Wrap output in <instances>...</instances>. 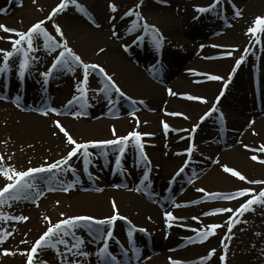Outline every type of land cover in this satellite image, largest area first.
Here are the masks:
<instances>
[{
  "label": "bare ground",
  "instance_id": "1",
  "mask_svg": "<svg viewBox=\"0 0 264 264\" xmlns=\"http://www.w3.org/2000/svg\"><path fill=\"white\" fill-rule=\"evenodd\" d=\"M241 1L243 11L256 17L263 16L264 0ZM6 2L4 0V4ZM58 2L59 0L55 3L52 0H43V6L51 8ZM223 2H227L230 7L232 0H223ZM157 3L161 5L158 9L165 28L163 39L165 45H163L166 50L170 49L167 60L160 56L150 60V53L140 54V51L126 47L124 34H121V38L119 37L117 41L100 34L102 35L100 38H81L68 45L84 62L103 67L125 93L127 97L125 100L118 96V102L114 104L111 93L108 96L100 93L102 97L96 95L93 98L89 92L90 95L86 97L83 107L79 101L65 107L73 95L79 96L77 87L69 84L70 79H73L77 86L79 80L74 75L71 76L70 70L58 68L49 75L51 86L50 83H46L48 91L51 89L57 95V104L61 112L52 115L41 109L42 100L48 98V94L44 92L42 70L37 77L25 72L23 76H19V70L16 69L0 73L2 162L6 167L11 166L17 171H24L29 167H41L52 163L64 156L70 146L53 121H59L78 142L113 139V128L117 136H124L132 130L150 133L151 135L141 137L143 151L148 157L147 165L139 158L132 144L127 146L119 164L115 161L114 146L90 147L88 151L92 156L87 165L83 163L81 156L72 158L73 175L67 170L54 169L51 173L34 174L29 182L39 184L54 180L60 183L64 180L71 185L66 193L65 212L68 215L66 217L92 216L98 219L108 217L113 213L114 201L119 215L127 218L118 219L113 225L110 250L116 257V264H170L169 258L180 260L183 264H192L194 261L200 264V254L204 252L207 255L213 248L216 249V253L203 264H220L221 253L225 254V264H264V239L247 237L242 227L241 230L244 231H240L241 233L237 235L234 221L229 232L228 217L225 213L207 216L202 212L204 206L211 209L226 207L235 210L247 197L235 200L214 198L212 203L209 201L213 198H209L200 205L196 203L184 205L191 199L206 196L205 193H231L239 188H253L258 192L264 187V185H252L241 181L223 171V167L227 166L239 171L249 180H264V164L250 158L256 155L258 160H264V151H258L264 147V44L260 42L257 44L251 33L244 32L243 22L238 16L216 24L210 19L200 21L197 16L187 15L186 6H192L188 3L182 4L178 0H161V3L157 0ZM83 8L87 15L75 8L71 9L72 14L67 20L69 28L79 33L84 30L80 23L83 20L81 17L89 21L93 19L86 6L83 5ZM134 11H139L144 19L128 17L124 20L127 25H130L131 20H136L141 27L146 23L156 28V23L149 21L152 17L149 7ZM96 14L99 16L98 13ZM5 20L8 19L1 17L0 23ZM12 21V19L8 20V22ZM99 27L104 29L106 25L100 21ZM182 27L186 29L183 30ZM257 35H264V30L257 32ZM186 36L192 39L209 38L203 43L200 42L204 48L210 50L211 44H215L217 48L228 49L224 53L232 54L228 58L226 55L210 59L209 55L204 53L206 50L199 53L198 49H193L192 42ZM0 37L15 38L13 33H5L2 30ZM98 43L101 44L97 45ZM0 48L10 49L11 45L7 39H0ZM245 48L250 51L244 53ZM256 49L260 51L257 59L254 56ZM241 54L245 55V59L233 72L235 61ZM54 57L46 60L45 70ZM14 62L19 64V57L14 58ZM253 64L258 66L255 68ZM197 72L204 75H218L228 80L223 95L216 103V110L202 122H199V117L212 107L221 89L218 88L219 80H205V78L201 80L200 76L194 74ZM230 72L232 75L229 80ZM92 73L88 76L87 91L92 90L96 84L103 86V78L100 74ZM173 75L176 77L167 84L160 83ZM152 76L159 83L153 80ZM224 80L220 82L224 84ZM253 80H257L256 94L247 95L248 83ZM8 83L12 86L10 90L4 87V84ZM55 83L57 90H54L56 86L53 87ZM169 90L176 95H170ZM185 94L203 97L207 102L189 100L185 98ZM126 100L134 109H130L126 115L119 117L115 115L116 117L111 118L108 114H113L110 113L112 111L118 114V107ZM133 100L136 101L135 105L132 104ZM144 107L148 111L143 109ZM80 110H83L84 116L72 114ZM45 112L47 114H44ZM171 113L183 115H171ZM206 121L208 125L204 127ZM162 122L169 125L167 131ZM185 122L187 124H184ZM196 124L204 127L201 133L206 132V139H199L197 133L191 132L193 125ZM176 130L180 132L177 134ZM214 132H218L219 137L216 138ZM181 135L186 138L179 140ZM189 143L192 144L193 150L189 154L185 152L179 163V156L175 155L177 150L172 146L186 145L187 148ZM226 145L230 146L226 147ZM102 152L106 154L101 155ZM186 154L189 155L188 165L185 163ZM176 163L178 165L174 168ZM185 164L187 166L183 168L182 165ZM145 171L148 173L147 179L144 178ZM175 173L177 174L174 175ZM116 177L117 180L113 181L112 179ZM172 177L173 184L168 192ZM181 178L186 179L187 184L179 182ZM190 179H193V183H190ZM5 183H8L6 179L0 177V187ZM142 186L148 192L140 196L136 191ZM37 188L40 190V187ZM29 191L33 193L32 189ZM11 201L13 206L19 208V204H27L28 200ZM262 208L259 204H254L252 210L245 212V214L252 213L246 221L251 232L254 228L264 231ZM17 212L28 217L26 221H18L17 224L15 235L17 254L3 259L0 264H25L26 256L20 255V251L30 249L34 240L43 233V229H39L40 217L34 209L25 206ZM165 212H172L174 217L179 218L169 221L171 227L165 224ZM190 214L194 215L195 219L192 216L193 221L183 222L184 217ZM209 224H218L221 227L215 230L214 235L208 236L201 242L202 238L198 237V233L200 230H207ZM141 228L145 231H139ZM79 230L85 235L81 236L84 240L82 249L89 253L88 256L79 258L80 263L102 264L96 255L102 241L93 242V239L90 240L91 237L86 238L87 230ZM226 233L230 239L226 238ZM222 240L228 245L226 249L221 247ZM251 243L253 248L249 249ZM178 246L181 248L176 250ZM120 250L126 252L124 256L119 253ZM134 251H136L135 256ZM34 264H51L44 253V248L39 249L35 255Z\"/></svg>",
  "mask_w": 264,
  "mask_h": 264
},
{
  "label": "snow or ice",
  "instance_id": "2",
  "mask_svg": "<svg viewBox=\"0 0 264 264\" xmlns=\"http://www.w3.org/2000/svg\"><path fill=\"white\" fill-rule=\"evenodd\" d=\"M142 2V0H141ZM35 3V0H33ZM219 0H213V3L207 7H196V11L203 13L210 11L211 9L215 8ZM69 5L74 6L77 11L81 12L84 15H87L85 9L82 5L78 4L77 0H59V2L51 8V11L48 13L45 19H52L53 16L58 14L59 12L64 11ZM110 11L116 12L117 7L114 3H109L108 5ZM140 3L134 5L135 9H139ZM3 9H0L2 12ZM135 16L138 17L140 20L144 18L141 16L139 11H135ZM124 16L131 18L133 15V8L127 9ZM236 15L239 16L240 12L237 11ZM44 20H38L33 23L31 26L27 28L25 31H18L16 29L9 28L3 24H0V30L5 33H13L14 37H0V39H7L11 45L10 49L0 48V73H7L10 67V63L14 64V58H19L18 64V75L23 76L25 69L29 67V54L34 49V41L38 38H42L44 42L45 49L49 50H57V55L52 60V63L49 65L47 70L41 73V76L47 79V77L53 73L56 69H67L70 71H74V65H79L82 69V76L79 80L78 86L76 91L79 93V96L73 95L72 98L67 102L65 107H69L73 104V102L79 101L81 102V107H83L85 101V94H86V84L88 81V76L91 71H97L100 76L103 78L102 84L103 87L99 89L101 93L105 96H108L110 93H114L115 95L124 97L125 93L120 89V87L115 83L111 76L107 74L105 69L97 64H91L84 62L81 57L76 54L71 48L68 47L67 43L64 42L63 32L59 25L54 24L53 27L55 29L56 35L60 38L57 40L52 35H50L46 29L43 27ZM139 25L137 24L136 20H131V23L127 29L129 33L136 30ZM264 30V16H257L253 19L252 24L247 29V33H251L253 38L257 43H259V36L257 32ZM143 31L145 33L151 32L152 34V43L156 49H159L160 42L162 37L159 36L158 30L155 26L144 24ZM113 35H116V32H113ZM141 37L139 35L136 36V40H140ZM250 49L245 48L244 53L249 52ZM231 52H226L224 55L230 56ZM245 59V55L241 54L238 59L235 61V65L233 66V72L236 69V66H239L241 62ZM207 79L209 80H224L223 77L218 75H211L206 74ZM232 73H229V80L231 79ZM228 80H224V84L226 85ZM224 89L223 87L220 90V94L216 97V101L213 102L212 107L205 112L202 116L199 117L201 121H203L206 117L210 115V113L216 110V103L219 101L221 95H223ZM170 95H176V93L171 92L169 90ZM185 98L189 100H200L202 103H206V99L203 97H197L192 95L185 94ZM111 102V101H109ZM142 103V101H141ZM132 104L135 105L136 101H132ZM48 111L56 112L55 108H51ZM44 114H47L45 112ZM73 115H78L79 113H72ZM171 115H183L182 113H171ZM56 128L59 129L61 133L66 137L67 144L70 146L67 153L62 156L59 160L53 161L52 163H47L41 167H29L24 171H17L11 166H4L3 158L0 157V177H4L8 183H5L3 187H0V205L5 204L7 201L10 200H19V199H28L31 196L30 189H34L35 185L30 183V179L33 177L34 174L37 173H51L52 170L57 171H71V160L73 157L81 156L83 159V163L87 165L90 161L89 158L92 156V153L88 151L90 147L96 148H104L107 146H114V150L118 152L120 155H117L115 161L117 164L121 161V156L126 152V148L129 144H132L137 151L139 158L145 162L147 165L148 157L143 151V144L141 142V137L143 135H151L150 133H140L136 130H132L128 132L124 136H117L115 129H112L113 139H105V140H89L84 142H78L75 140L68 131L61 125L59 121H53ZM164 129L167 131L169 125L165 122H162ZM196 125H193L191 132L196 131ZM191 136V133H189ZM247 147V146H245ZM193 150V146L189 143L188 147L185 149L186 153H191ZM255 151V150H254ZM258 151H264V147L258 149ZM106 153H101V155H105ZM253 161H258L261 164H264V160H258L256 155H252L250 157ZM189 161L186 160L185 163ZM183 169H180L182 171ZM223 171L226 173H230L233 177L238 178L241 181H246L252 185H264V180H249L247 177L242 175L239 171H236L230 167L224 166ZM148 173L145 171L144 178L147 179ZM68 187H65L63 190L67 191ZM197 191L203 192V189H197ZM43 193H38L37 198L39 195ZM208 198H220L224 200H235L238 198L247 197L243 203H240L238 207L233 210L232 208L226 207H217L213 209L211 212L204 213V215H216L222 213H230L231 215L228 216L227 219V227L228 231L230 232L233 226V219L236 218L238 221L239 215H242L246 211L252 210V205L254 204H264V187H261L258 192H256L253 188H239L234 192L231 193H205ZM112 209L113 213L111 216L104 217V218H95L92 216H69L63 219L58 220L56 223L49 222L47 228L43 233L32 243L30 249L26 251H20V255L26 256L25 264H34V257L38 253L39 249L41 248H57L58 245H63L65 252L70 253L73 257L81 256L86 257L89 255L86 251H81V246L84 244V240L76 235V230L85 229L87 230L89 236L92 237L93 240L102 241L101 245L98 247V251L96 252L97 257L102 261V264H115L116 257L112 255V253L108 249V241L113 235V225L114 222L119 220H126V217L120 216L115 202H112ZM63 216V213H61ZM165 224L171 227L169 221L173 219H179L173 216L172 212H165ZM0 219L3 220H16V221H26L28 219L27 216H7L4 213H0ZM47 221L49 220L48 217H44ZM195 219V217H194ZM107 226V227H103ZM221 227L218 224H209L207 225V231H199L198 237L203 239H207L208 236L214 235L215 230ZM139 231L143 232L144 229H139ZM195 231V230H194ZM11 232H6L4 229L0 228V244H2L9 236H11ZM71 236L72 242L69 246V241L65 239V237ZM129 236H131V232H129ZM226 238L227 233L225 234ZM21 243H26V241H21ZM221 247L226 249L228 245L224 243V240L221 241ZM75 250V251H74ZM216 253V249H210L206 256H201L199 258L200 264L206 259H210ZM0 254L3 255H11L14 254L7 249L0 250ZM58 255H63L58 253ZM133 255H136V251L133 252ZM225 254L221 253L219 255L220 264H225ZM67 258L65 257V260ZM170 259V264H183L180 260ZM67 264H79L76 259H72L71 261H67Z\"/></svg>",
  "mask_w": 264,
  "mask_h": 264
},
{
  "label": "rangeland",
  "instance_id": "3",
  "mask_svg": "<svg viewBox=\"0 0 264 264\" xmlns=\"http://www.w3.org/2000/svg\"><path fill=\"white\" fill-rule=\"evenodd\" d=\"M6 1L7 2L5 4H4V0H2L0 2V9H3V11L0 12V18L4 17L8 20L12 19L13 21L8 22V20H5V22L2 21L0 24H3V25H5L9 28H12V29H16L18 31H25V30H27V28L29 26H31L36 21L44 20L45 22H44L43 27L46 29V31L50 35H52L57 40H59L60 38L56 35L53 25L54 24L59 25V27L61 28V30L63 32L64 42H66L67 45H71V43H74V42L80 40L81 38L97 39V38L102 37V35H100V34H103L104 37L107 36V37L113 38L117 41V40H119V37L121 36V34L122 35L124 34L123 35L124 38L126 35V40L124 42L125 46L133 48L135 51H140L139 52L140 54H141V52L150 53V60L157 59L159 56H160V58L164 57V59L167 60L168 53L170 52V49L166 50V47H164L165 44L163 43V39L165 36V33H164L165 28H164L163 22L160 18V11L158 9V7L161 5H158L159 3H157V0H150V1L142 0V2H141V0H77V2L80 5L86 6V9L89 11V13L91 14V16L93 18L92 21H89L86 18L84 19L81 17V19H83V20H81L80 23H82L83 29H84L82 33L75 32L74 30H71L69 28V23L67 20H68L69 16L72 14L71 9H75V7L72 5H69L64 11L59 12L58 14L53 16L52 19L49 20V19H45V18L47 17L48 13L51 11L52 7L51 8H49V7L45 8L43 6V0H35V3H33V0H6ZM56 1H58V0H52L53 3H55ZM178 1L182 2V4L188 3L189 5H192V6H186L187 15L197 16L200 21L210 19L211 21H213L216 24H218L219 22L221 23V22H225V21L232 20V19L236 18V16H237L236 12L239 11L240 15L238 16V18H241V21L243 22L245 33H247L248 27L251 26L253 19L256 17L253 14H249V13L243 11V9H242V7H243L242 3L243 2L241 0H232V2H230V7H229L227 2H223V0H219V3L217 4V6L215 8L211 9L210 11L203 12V13L197 12L196 7L197 6L207 7L213 3V0H178ZM188 1H190V2H188ZM158 2L161 3V0L160 1L158 0ZM109 3H114L116 5V7H117L116 12L110 11V9L108 7ZM137 3H140L139 9L142 10L145 7H149L151 10L150 14L152 15V17H150L149 21L153 24L156 23V29L159 32V36L162 37L159 49H156L152 43L151 32L145 33L143 31V27H141L140 24H138L139 26L136 28L135 31H133L131 33H129L127 31L129 25H127L124 20H126L128 17L124 16L123 14L127 9L133 8V15L132 16L136 17L134 14L135 13L134 10H136L134 8V5H136ZM231 6H232V8H231ZM161 8H163V7H161ZM96 13H98L99 16H97ZM263 16H264V12H263ZM100 21L105 23L106 27L104 29L99 27ZM182 29L185 30L186 27H182ZM113 32H116L115 36L113 35ZM139 33L141 34V39L138 41H135L134 36L140 35ZM186 37L189 39L190 42H192L193 49L194 48L198 49L199 53L206 50V52H204V53H207V55H209L208 58H210V59H216V58H219L221 56H224V57L226 56V55H224V51H227L228 49H226L224 47L222 49L217 48V45H215V44H211L210 50L203 47L204 45L202 43L205 42L209 38L192 39L188 36H186ZM259 38H260L259 39L260 44L261 43L264 44V41H263L264 35L259 36ZM254 41H255V39H254ZM132 42H135V43L133 44ZM200 42H202V43H200ZM228 43L229 42H226V44H228ZM248 43H249V41L247 42V44ZM100 44L101 43H98L97 45H100ZM34 49H35V51H33L29 54V67L27 69H25L24 72L28 73V75H30V76H36L37 77V74H39L41 70H42V72H44V70L46 69V67L44 66L46 64V60L52 56L57 55L60 50L57 49V50L53 51V50L45 49L44 42H43L42 38H38L34 41ZM168 50H169V52H168ZM213 52H215V54H212ZM259 55H260V51H259V49H256L254 52V56L256 57V59L259 57ZM228 57L229 56H227L226 58H228ZM253 66L256 68L258 65L253 64ZM73 67L75 68V70L69 71V73L72 74L71 76L74 75L77 80H80L81 76H82L83 69L79 65H74ZM13 69H16V71L19 70L18 64L15 62H14V64L10 63L9 71L13 70ZM92 72H95L98 74L97 71H91L90 73H92ZM194 74L197 77L200 76L201 80L204 78H205V80L207 79V76L204 75L203 73L197 72V74L196 73H194ZM175 77L176 76L173 75L171 77H168L166 80L164 79V81H160V83L165 85L169 81L173 80V78H175ZM43 79L45 82L44 92L46 94H48V98H46L47 100L46 99L42 100L41 109L48 111L51 108H55L57 110L56 113L51 112V111H48V112L51 113L52 115L59 114L61 112L59 109V105L57 104V95L55 93H53V91L51 89L49 91L47 89L48 83H50V86H51L50 76H48L46 80L44 77H43ZM152 79L159 83V81L155 77L152 76ZM220 81L221 80H219V82H218L219 83L218 88L221 89L223 87V89H224L225 84H222ZM69 82H70L69 84L72 87H77V83L73 79H70ZM56 85L57 84L55 83L53 85V87H55ZM0 86L2 87V84H0ZM4 86H5V88H8L9 90L12 89V86H10V84H5ZM256 86H257V80L256 81L253 80L251 83L249 82L248 86H247V90H249V93L246 92L247 95L256 94V92H255ZM101 87H103V86L96 84L93 86L92 90L90 89L89 91H87V89H86L85 99L88 95H90L89 92L92 94L93 98L96 95L102 97V95H100L101 92L99 91V89ZM54 90H57V86ZM190 93H192V92H190ZM110 96H113V98H112L113 103L116 104L118 102L117 101L118 95L111 93ZM192 96H195V95H192ZM101 97H99V98L101 99ZM99 98H98V100H99ZM122 98H124V100L127 99L126 96H124ZM1 99L5 100V98H1ZM46 109H48V110H46ZM130 109L132 110L134 108H131V106H129V101L126 100V102H124V104L121 103V106L118 107V111H117L118 114H116L115 111H112L110 113H113V114H108V115H111L110 116L111 118L116 117L115 115H118L117 117L123 116V115H126L128 112H130L129 111ZM143 109L148 111V109L146 107H144ZM76 113H79L78 114L79 116L85 115L83 110H80L78 112L76 111ZM199 122H202V121L200 120ZM205 123L206 124H204V127H206L208 125V121H206ZM184 124H187V123L185 122ZM199 125L200 124H198V125L196 124V126H197L196 131H195V133H197L196 136L199 139L202 138V140L206 139L205 138L206 132H204V134L201 133L202 131H204V129H203L204 127L203 126L200 127ZM176 131H177V134L180 132V130H176ZM173 134L175 135V133H173ZM214 134H215L216 138L219 137L218 132H216V133L214 132ZM185 138H186L185 136L181 135V137H179V140H183ZM219 141L222 142L221 139ZM229 146L230 145H226V147H229ZM172 147H175V150H177L175 152V155L179 156L178 161L180 163L183 155L185 154L186 145H177V146L173 145ZM117 155H119V154L117 152H115V158ZM121 158H122V156H121ZM185 158H186V160H189V155L186 154ZM188 164L189 163H187V165ZM177 165L178 164L176 163L174 168L177 167ZM187 165L186 164L184 166L182 165V167L185 168ZM67 172L69 174L73 175L74 169L72 168L71 171H67ZM176 174L177 173H175L174 175H176ZM54 179H56V178H54ZM112 180L116 181L117 177L113 178ZM7 182H9V181H7ZM179 182H183V183L187 184V181L184 178H181V180ZM191 182L193 183V179L192 180L190 179V183ZM30 183H32V182H30ZM32 184L35 185V188L32 189L33 193L30 196V198L27 199L28 200L27 204L21 203V204H19V208H18L17 206L15 207L12 205L13 202L11 200L7 201L5 204L0 205V213H4L9 217H11V216H22L21 214H19L17 212V210L27 206L31 209H34L36 214L39 215V217H40L39 229H43V231H45L49 222L56 223L58 220L63 219L66 216H68L67 213L65 212V207L67 205L66 193L68 192V190L64 191L63 189L65 187H68L69 184L67 182H65L64 180H61L60 183H56L54 180H49L48 182H45V183H39V184L38 183H32ZM171 184H173V177L171 178V181L169 182V186ZM117 186H119V185H117ZM37 187H40V190H38ZM171 187H172V185L168 188V190H167L168 192L170 191ZM117 188H119V187H117ZM144 192H148V191L144 190L143 186L138 191H136V193L139 194L140 196H142V194H144ZM38 193H43V194L39 195L37 198ZM171 197H173V196H171ZM208 199L209 198L207 196H204V197L199 196V197H196L195 199H191L188 202H185L184 205H187V204L194 205L195 203L200 205L201 203H203V201H205V200L208 201ZM214 200L215 199L213 198V200L211 199L209 202L212 203ZM169 204L170 203L168 201V205ZM259 205L261 207H263L262 209L264 210V204H259ZM213 209H215V208H213ZM213 209L208 208L207 206H204L202 208V212L208 213V212H211ZM61 213H63V216H61ZM225 214L227 215V217L229 215H231L230 213H225ZM250 214H252V213H249V214L246 213L245 214V212H244V214L239 215L238 221L236 218L233 219L234 224H236V227H237V231H236L237 235L239 233H241L240 231H244V230H241V227H242L243 229H245V231H246L245 233H246L247 237H250L251 239L256 238L258 240L264 239V231L254 228V230L251 232L249 224L248 225L246 224V221L248 220ZM192 216L194 217V215L190 214V216L184 217V220H182V221L183 222L184 221L185 222L193 221ZM44 217H48L49 220L46 221L44 219ZM243 222H244V224H243ZM241 223H242V225H241ZM17 224H19V222L16 220L0 219V228L4 229L6 232L12 233L11 236H9L2 244H0V250L7 249L10 252L14 253L11 255L0 254V262L3 259L12 257V256L17 254L18 246L15 242V235H16V231H17V227H18ZM205 231H207V230H205ZM87 234H88V232H87ZM76 235L79 236L80 238H81V236H85L81 230H76ZM88 235L86 238L91 237ZM65 239L69 241V246H70L71 242H72V239H70V236L65 237ZM90 240H92V237L90 238ZM96 241L97 240H93V242H96ZM110 248H111V246H110V239H109L108 249L111 252ZM178 248L180 249L181 247L178 246L175 249L177 250ZM251 248H253V243H251V245H249V249H251ZM80 250L86 251V250L82 249V246H81ZM44 253H45V255L48 256V259L50 260L51 264H67V261H71L72 259H76L79 262V264H81L80 260H79V258L81 256L73 257L70 253H66L63 245H58L57 248H55V249L44 248ZM58 253H61L63 255H58ZM119 253H121L122 256H124L126 252H123V250L122 251L120 250ZM203 254H204V252L201 253L200 255L204 256L205 254L204 255ZM128 255H129V253H128ZM201 256H199V258ZM65 257L67 258L66 260H65ZM93 263H97V262L93 261ZM115 264H116V262H115ZM192 264H199V262L194 261Z\"/></svg>",
  "mask_w": 264,
  "mask_h": 264
}]
</instances>
